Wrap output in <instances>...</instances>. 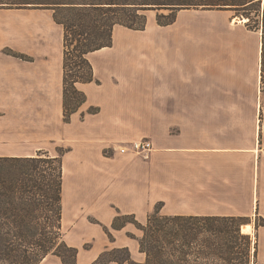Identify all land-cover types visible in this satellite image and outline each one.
Wrapping results in <instances>:
<instances>
[{
    "label": "crops",
    "instance_id": "1",
    "mask_svg": "<svg viewBox=\"0 0 264 264\" xmlns=\"http://www.w3.org/2000/svg\"><path fill=\"white\" fill-rule=\"evenodd\" d=\"M161 11H144L143 30L115 25L111 45L87 55L95 80L76 84L86 101L65 122L62 25L52 9L0 5V156L69 148L62 233L76 264L138 250L131 225L108 239L117 210L141 223L158 203L168 215L264 217L261 18L250 27L233 9L183 8L162 26ZM141 138L146 158L116 150Z\"/></svg>",
    "mask_w": 264,
    "mask_h": 264
},
{
    "label": "trees",
    "instance_id": "2",
    "mask_svg": "<svg viewBox=\"0 0 264 264\" xmlns=\"http://www.w3.org/2000/svg\"><path fill=\"white\" fill-rule=\"evenodd\" d=\"M259 3L260 0H0L1 6L52 9L54 20L62 25L65 122L86 101L76 84L95 80L87 55L111 45L115 25L143 30L146 9L167 10L156 14L157 23L164 26L171 24L176 12L183 8L249 11ZM254 10L259 12L258 8ZM243 15L250 27L258 25V21L251 25L250 16ZM261 21L264 28V10ZM6 52L26 59L12 50ZM97 111L96 106L87 109L90 114ZM68 150L57 155L38 152L33 156H0V264H39L49 254L56 255L62 264H76L78 248L68 245L62 233V155ZM160 208L161 204H156L144 223L133 213L119 210L113 217V229L131 222L141 231L140 236L129 235L145 254L141 264H251L257 254L256 247L251 250L250 235L240 233L239 225L247 223L242 222V216L168 215L162 214ZM104 231L112 240L107 227ZM117 250H124L127 256H111L108 262H132L128 248L118 247L101 252L90 264H106L101 256Z\"/></svg>",
    "mask_w": 264,
    "mask_h": 264
},
{
    "label": "rangeland",
    "instance_id": "3",
    "mask_svg": "<svg viewBox=\"0 0 264 264\" xmlns=\"http://www.w3.org/2000/svg\"><path fill=\"white\" fill-rule=\"evenodd\" d=\"M254 8H258L259 12L257 13L254 10ZM263 8H264V0H260L259 5L251 7V9L249 11H243L242 8H239L237 10H234V13L238 17L243 18V20H244V18H246V20H248V18L243 15V14H248L250 16L249 23L251 25H255L256 22L259 21L260 18H261V12L263 11ZM161 12L167 13L168 11L166 10V11H161ZM65 149H66L65 146H57L55 148H52V151L57 155V154L61 153L63 150H65ZM31 151H33V150H31ZM242 217H244L242 222L250 223L251 226H252V232L249 233V235L251 237V250L253 252L255 247L257 249L256 256L252 257L250 262H251V264H264V225H263V221L261 220V219H264V217H262L261 215H256L255 217H246V216H242ZM129 219L130 218H127V220H129ZM91 220L95 222L94 219H91ZM216 223L225 224L226 222L218 221ZM242 224H244V223H242ZM242 224L239 225V229H240V233L241 234L243 233V232H241V225ZM126 225H131V227H132V229L134 231V232L133 231H126L125 232L126 236L131 237L129 235H134V236H140L141 235V231L139 229H137L136 226L133 223L128 222V223H126ZM108 230L110 231V233L112 235L113 231L116 230V229H113L110 226V228H108ZM243 234H246V233H243ZM107 237H108V235H107ZM108 239H109V237H108ZM112 240H114L113 235H112ZM112 240H110V241H112ZM239 242L242 243V240L239 239ZM89 244H90L89 242H88V244L87 243L84 244L82 249L88 248ZM113 248H118V247H113ZM110 249H112V248H107L105 250H110ZM105 250H103V251H105ZM128 251H129L130 260L132 262H124V263H118L116 261L108 262V259L111 256H116V257H120V258L126 257L127 256V252H125L124 250H117L116 252H114L112 254H103L101 256V260H102V262L104 261L106 264H141V263L144 262L145 254L140 252L139 249L137 251L133 252V256H132V254H131L129 249H128Z\"/></svg>",
    "mask_w": 264,
    "mask_h": 264
},
{
    "label": "built area",
    "instance_id": "4",
    "mask_svg": "<svg viewBox=\"0 0 264 264\" xmlns=\"http://www.w3.org/2000/svg\"><path fill=\"white\" fill-rule=\"evenodd\" d=\"M116 150L121 154L131 152L146 158L148 153L152 150V144L148 139L141 138L126 143H120L117 145Z\"/></svg>",
    "mask_w": 264,
    "mask_h": 264
},
{
    "label": "bare ground",
    "instance_id": "5",
    "mask_svg": "<svg viewBox=\"0 0 264 264\" xmlns=\"http://www.w3.org/2000/svg\"><path fill=\"white\" fill-rule=\"evenodd\" d=\"M246 18H244V21ZM241 232L243 233H250L252 232V226L249 223H244L241 225Z\"/></svg>",
    "mask_w": 264,
    "mask_h": 264
}]
</instances>
